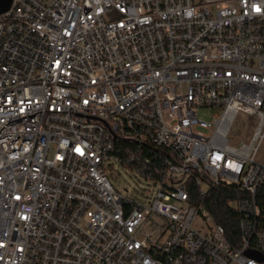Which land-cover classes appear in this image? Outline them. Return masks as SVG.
I'll use <instances>...</instances> for the list:
<instances>
[{
    "label": "built area",
    "instance_id": "obj_1",
    "mask_svg": "<svg viewBox=\"0 0 264 264\" xmlns=\"http://www.w3.org/2000/svg\"><path fill=\"white\" fill-rule=\"evenodd\" d=\"M263 141L264 0H12L0 15V264H263L248 255L264 258ZM115 166L153 197L118 192Z\"/></svg>",
    "mask_w": 264,
    "mask_h": 264
},
{
    "label": "rangeland",
    "instance_id": "obj_2",
    "mask_svg": "<svg viewBox=\"0 0 264 264\" xmlns=\"http://www.w3.org/2000/svg\"><path fill=\"white\" fill-rule=\"evenodd\" d=\"M255 119L247 113H239L235 126L239 129L243 136L252 135L256 129ZM259 160H264V141L260 146L258 155ZM111 174L109 179L114 188L122 195L131 199L138 200L142 195L149 194V198L154 195V186L149 180L143 179L134 172L127 171L120 166H115L110 169Z\"/></svg>",
    "mask_w": 264,
    "mask_h": 264
},
{
    "label": "trees",
    "instance_id": "obj_3",
    "mask_svg": "<svg viewBox=\"0 0 264 264\" xmlns=\"http://www.w3.org/2000/svg\"><path fill=\"white\" fill-rule=\"evenodd\" d=\"M216 191L218 196L222 195L220 194V190ZM218 205L219 207L215 211L216 220L219 224L223 225L227 229V233L231 242L236 245L239 242L238 217L233 210L229 209V207L225 208L223 206L222 200L221 202H218Z\"/></svg>",
    "mask_w": 264,
    "mask_h": 264
},
{
    "label": "water",
    "instance_id": "obj_4",
    "mask_svg": "<svg viewBox=\"0 0 264 264\" xmlns=\"http://www.w3.org/2000/svg\"><path fill=\"white\" fill-rule=\"evenodd\" d=\"M12 0H0V15L7 12L11 6ZM250 257L256 258L259 262L264 264V258L261 254L248 252Z\"/></svg>",
    "mask_w": 264,
    "mask_h": 264
}]
</instances>
